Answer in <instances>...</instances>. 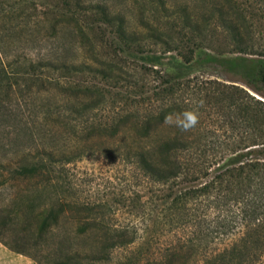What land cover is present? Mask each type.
<instances>
[{
  "label": "rangeland",
  "instance_id": "rangeland-1",
  "mask_svg": "<svg viewBox=\"0 0 264 264\" xmlns=\"http://www.w3.org/2000/svg\"><path fill=\"white\" fill-rule=\"evenodd\" d=\"M163 2L164 5L156 0H77V7L73 0H0V6L5 10L0 12V35L8 36L1 47L11 55L10 60L18 55V50L35 54L39 48L41 52L56 49L52 43L40 47L39 42H30V36H24L25 41L18 42V15L42 23L43 27L56 22L61 24L57 26L59 31L63 26L62 30L80 29L83 32L86 37L83 40L75 34L62 37L63 58L67 66L44 69L37 74V79L55 81L64 86H95L103 98V117L98 123L109 129L114 127L119 134L117 139L109 135L91 136L84 148H91L94 153L63 167L64 185L56 191L57 194L53 193L55 188L51 186L59 181L55 174L48 177V181L9 179L11 171L21 164L18 157L21 150L51 145L47 139L39 140V125L52 131L51 136L53 140L59 139L57 145L60 147L69 148L75 144L76 138L71 141V133L59 126L54 116L47 122L44 117H36L41 104L43 108L49 106L50 110L57 104L55 90L50 91L48 100L41 101L37 98L28 100L24 95L21 99L18 89L12 87L5 100L12 117L0 126V238L7 245L23 251L31 260H39L41 264H60L62 256L56 250L60 236L71 234L81 223L74 211L67 208L51 232L38 238L34 229L35 218L23 206L31 202L34 213L37 212L42 205L40 194L46 204L58 195L70 204L94 207L95 216L108 227L139 229L152 226L161 207L157 203L139 207L134 202L132 169L112 148L121 146L137 132V119L160 111L163 100H183L217 81L237 86L264 101L259 68L245 76L236 69L229 70L227 62L243 57L252 61L264 60V19L259 18L260 12L253 6V0H236L251 25L247 36L253 37V44L245 51H239L220 26L203 23L198 14L206 10L203 0ZM97 5L109 15L102 17ZM182 6L187 8L191 22L199 24L198 31L184 24L179 13ZM192 13L196 16L190 15ZM115 14L122 17L121 35L115 26L117 22L112 20L111 15ZM3 15L6 18L3 19ZM32 31L35 38L45 33V30L40 33ZM68 116L66 114L65 118ZM119 116L126 117V120L117 119ZM30 132L35 134L33 139L27 136ZM40 184L45 188H37ZM137 196L145 198L148 194ZM80 216L88 219L89 214ZM152 229H155L151 232L155 239L148 246L135 244L127 249L114 250L110 255L111 264H144L152 259L166 262L168 258L171 264H197L213 250L211 243H201L198 249L196 246L185 248L180 257L171 259L165 248L179 247L178 240L181 241L184 235L178 231L161 234L157 223ZM82 240H70L67 245L75 249L93 245L89 236ZM84 264L91 263L84 260Z\"/></svg>",
  "mask_w": 264,
  "mask_h": 264
},
{
  "label": "trees",
  "instance_id": "trees-1",
  "mask_svg": "<svg viewBox=\"0 0 264 264\" xmlns=\"http://www.w3.org/2000/svg\"><path fill=\"white\" fill-rule=\"evenodd\" d=\"M156 1L164 5L163 0ZM73 2L77 6V0ZM203 3L206 10L198 13L203 23L220 26L239 51L251 47L253 37L247 36L251 25L236 0H203ZM253 6L258 7L259 18L264 19V0H253ZM98 7L102 17L109 15L102 6ZM1 11H5L2 6ZM179 11L186 26L194 31L200 29L198 23L191 22L185 6ZM111 16L121 35L122 17L118 14ZM2 18L6 17L3 15ZM42 25L18 15V42L25 41L24 36H30V42H39L40 47L52 43L56 49L41 52L39 48L35 54L18 50V55L10 60L11 55L2 49L4 38L8 36L0 35V126L12 117L5 102L12 87L18 89L21 99L24 95L28 100H48L51 90L57 92V104L53 109L50 110L49 106L43 108L41 104L36 117H44L47 122L54 116L56 123L71 133V141L76 137V145L69 148L58 146L59 139L53 140L52 131L39 125V140L47 139L51 145L21 150L18 154L21 164L11 171L9 178L48 181V177L55 174L59 181L51 186L55 188L53 193L57 194L56 191L64 185L63 167L94 153L91 148H84L91 136L109 135L117 139L119 134L114 127L109 129L98 123L103 117V98L95 86H64L55 81L37 79V74L44 69L67 66L63 58L62 37L75 34V37L86 39L80 29L62 30L64 27L60 26L59 31L57 26L61 24L56 22L47 27ZM32 29L37 33L45 30V33L35 38ZM227 62L229 70L236 69L245 76L259 68V82L264 87V60L252 61L243 57ZM163 101L158 102L160 111L137 119V132L112 151L132 169L134 202L139 207L147 203H157L161 207L153 220V224H158L157 230L161 234L178 231L184 235L181 241L178 240L179 247L165 248L168 257H180L185 248L196 246L198 249L201 243H211V254L197 264H264V101L237 86L217 81L183 100ZM185 109L196 110L199 115V123L191 131L184 132L164 122L167 114ZM66 114H69L68 118H65ZM117 119L125 121L126 117ZM27 136L33 139L35 134L30 132ZM37 188L42 190L45 185L40 184ZM137 194L148 196L143 198ZM40 196L42 205L37 212L34 213L31 202L23 206L35 218L34 229L38 238L51 232L67 208L74 211L81 222L74 232L60 236L56 249L62 256L60 264H84V260L91 264H111L110 255L114 250L127 249L135 244L148 246L155 239L151 234L155 230L153 224L139 229L108 227L95 216L94 207L70 204L58 195L46 204L43 195ZM83 213L89 214L88 219L80 216ZM88 236L93 241L89 248L75 249L67 245L70 240H84ZM0 243L10 251L28 257L1 238ZM32 260L41 264L39 260ZM170 262L169 258L166 262L152 259L144 264Z\"/></svg>",
  "mask_w": 264,
  "mask_h": 264
},
{
  "label": "clouds",
  "instance_id": "clouds-1",
  "mask_svg": "<svg viewBox=\"0 0 264 264\" xmlns=\"http://www.w3.org/2000/svg\"><path fill=\"white\" fill-rule=\"evenodd\" d=\"M164 122L169 125H174L181 131L188 132L194 129L199 123V115L196 110L185 109L179 113L167 114Z\"/></svg>",
  "mask_w": 264,
  "mask_h": 264
},
{
  "label": "crops",
  "instance_id": "crops-1",
  "mask_svg": "<svg viewBox=\"0 0 264 264\" xmlns=\"http://www.w3.org/2000/svg\"><path fill=\"white\" fill-rule=\"evenodd\" d=\"M0 264H34L27 256L14 253L0 243Z\"/></svg>",
  "mask_w": 264,
  "mask_h": 264
}]
</instances>
